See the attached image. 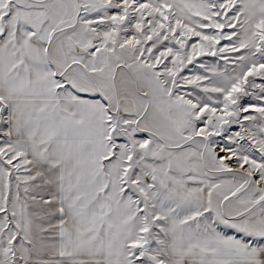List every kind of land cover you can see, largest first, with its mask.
<instances>
[{"label":"snow or ice","instance_id":"snow-or-ice-1","mask_svg":"<svg viewBox=\"0 0 264 264\" xmlns=\"http://www.w3.org/2000/svg\"><path fill=\"white\" fill-rule=\"evenodd\" d=\"M0 264H264V0H0Z\"/></svg>","mask_w":264,"mask_h":264}]
</instances>
